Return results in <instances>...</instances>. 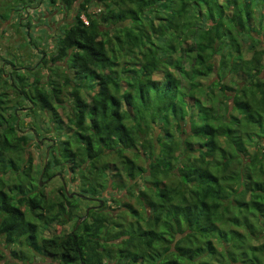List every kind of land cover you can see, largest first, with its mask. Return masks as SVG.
<instances>
[{
  "label": "trees",
  "instance_id": "1",
  "mask_svg": "<svg viewBox=\"0 0 264 264\" xmlns=\"http://www.w3.org/2000/svg\"><path fill=\"white\" fill-rule=\"evenodd\" d=\"M48 2L76 9L42 68L65 62L73 75L0 65V173L33 180L18 106L41 111L61 133L56 106L69 85L71 132L49 147L59 156L40 173L66 169L80 194L96 196L111 168L120 176L112 186L140 209L129 201L116 216L90 208L68 233L44 236L47 224L72 221L79 203L0 186L6 244L58 264H264V0ZM82 89L94 92L87 99Z\"/></svg>",
  "mask_w": 264,
  "mask_h": 264
},
{
  "label": "rangeland",
  "instance_id": "2",
  "mask_svg": "<svg viewBox=\"0 0 264 264\" xmlns=\"http://www.w3.org/2000/svg\"><path fill=\"white\" fill-rule=\"evenodd\" d=\"M7 7L12 8V10H6ZM100 8V5L96 6L94 3L89 6V10L91 12H98ZM50 9L55 10L50 11ZM75 9L76 5L73 7L71 12H65L64 8L58 6H55V8L51 7L48 0H0V15H9L7 19L1 18L0 16V65L6 67L7 73L14 68H18V72L20 73L23 69L28 67L31 69V71H41L43 76L46 74V72H49L50 74L53 72H61L70 75L71 77L73 72L67 69L65 62H56L54 64L50 63L48 68H51L52 70L49 71L46 67L42 68L41 59L45 58L47 59V62L50 60V53L55 48V42L58 33L60 32V27L64 29L65 23L71 22V19L75 13ZM13 10L15 12L11 13ZM45 12L48 13L43 15ZM38 14L39 16L36 17ZM50 20H52V22L50 25H48ZM20 24L23 25L21 26ZM16 26L18 27L15 28ZM49 27H51V30ZM42 50L44 51L43 54L41 53ZM11 63L15 64V66H12ZM24 73L26 72L24 71ZM6 76L8 75L6 74ZM29 76L30 78L28 81H31L32 75ZM71 85L73 86L74 83ZM19 88L10 87L6 92L10 99L14 101H20L22 104ZM45 88H47V86ZM70 89L71 87L69 85L62 87L61 98L63 105L56 106V111L63 121L64 129L61 133L53 128L52 124L47 121L48 118L44 117L41 111H38L37 115H27V111L23 108H19L18 106L21 126L25 129L26 133H28L30 137L29 143L25 145L27 151L24 156L26 159L28 156L31 157L32 168L30 174L33 180H30V182L29 179H26L25 181L23 180L24 182H22L18 177V173H15L13 170L3 174L0 173V186L2 189L11 194L17 192L18 188L16 185H22L28 192V196L32 198L39 194V189H42L46 199L50 200L51 202L59 201L63 199V183H65L67 186L68 193L73 194L69 198L74 199L77 203H79L76 217L65 226H59L55 222L47 224L41 230V233L44 236H50L52 234L63 235L71 231L74 220L83 219L85 217L84 211L90 205H95V210L105 212L110 216H116L117 214L123 212L124 210L121 204L126 201H129V203H132L135 207L140 209L136 203L135 196H131L130 194L128 195L126 190H118L112 186V183L117 182L120 176L117 174L113 175V170L111 168H108L105 172V179L109 183L108 188L102 191L100 194H96V196H86L95 198L96 201L93 202H90L84 198H80L76 195L80 193V189L77 187V183L72 181L70 178L71 173L66 169L61 171L58 167L53 168L50 172L53 173V176L49 179H46V177H41L43 182L38 187L39 177L41 175L40 170L45 159L47 160L50 155L54 154L59 156L58 151L56 150L54 152L51 151L52 153H50L49 147L52 145L55 146L61 138H64L65 133L71 132L69 128L70 124L67 122V118L71 115V106L73 104L71 97H68V91ZM24 90H27V87L24 88ZM93 92L94 90H81V93L87 99H89V96ZM23 104L24 107L28 105L27 102L24 101ZM45 113L47 114V112ZM33 128H35V132L30 131ZM175 133L176 135H180L179 132ZM36 140L39 141V146L36 145ZM253 149L254 146L249 147L250 151ZM66 165L68 167L70 162H66ZM99 201H101V203ZM217 245L220 246V244ZM20 250L23 253V258H17L12 254V251H17V253H19ZM0 255V264H58L56 260L39 256L25 246L11 243L6 244L1 236ZM113 263V258H106L104 260V264Z\"/></svg>",
  "mask_w": 264,
  "mask_h": 264
},
{
  "label": "water",
  "instance_id": "3",
  "mask_svg": "<svg viewBox=\"0 0 264 264\" xmlns=\"http://www.w3.org/2000/svg\"><path fill=\"white\" fill-rule=\"evenodd\" d=\"M45 162H46V159H45ZM42 184V181H41V175H40V177H39V185H41ZM63 190H64V193L68 196V197H71L73 194L72 193H68V191H67V187H66V185L63 183ZM78 196L79 197H86V196H84L83 194H78ZM101 203V202H100ZM90 208L91 207H88V208H86V214L88 213V211L90 210ZM82 219H80L78 222H80ZM82 264H83V262H82Z\"/></svg>",
  "mask_w": 264,
  "mask_h": 264
},
{
  "label": "flooded vegetation",
  "instance_id": "4",
  "mask_svg": "<svg viewBox=\"0 0 264 264\" xmlns=\"http://www.w3.org/2000/svg\"><path fill=\"white\" fill-rule=\"evenodd\" d=\"M37 16H39V14H38V15H36V17H37ZM36 17H35V18H36ZM33 20H34V19H33ZM41 177H43V175H42V174H41ZM46 179H48V178H46ZM64 184H65V183H64ZM66 187H67V186H66ZM76 195L78 196V194H76ZM88 199H89V201H90V202L96 201V199H95V198H90V197H89ZM89 207H91V208H94V207H95V205H90Z\"/></svg>",
  "mask_w": 264,
  "mask_h": 264
},
{
  "label": "crops",
  "instance_id": "5",
  "mask_svg": "<svg viewBox=\"0 0 264 264\" xmlns=\"http://www.w3.org/2000/svg\"><path fill=\"white\" fill-rule=\"evenodd\" d=\"M36 12H38V11H36ZM39 13H40V11H39ZM42 13H43V11H42ZM48 12H45L43 15H45V14H47ZM27 15H29V14H27ZM37 19V18H36ZM34 22V21H33ZM35 23V22H34ZM32 30V29H31Z\"/></svg>",
  "mask_w": 264,
  "mask_h": 264
},
{
  "label": "built area",
  "instance_id": "6",
  "mask_svg": "<svg viewBox=\"0 0 264 264\" xmlns=\"http://www.w3.org/2000/svg\"><path fill=\"white\" fill-rule=\"evenodd\" d=\"M82 19H83V21H84L85 23H87V21H86V19H85V17H84V16H82Z\"/></svg>",
  "mask_w": 264,
  "mask_h": 264
}]
</instances>
